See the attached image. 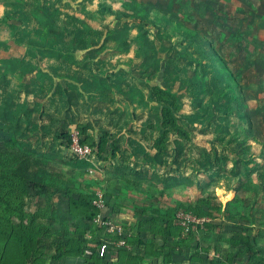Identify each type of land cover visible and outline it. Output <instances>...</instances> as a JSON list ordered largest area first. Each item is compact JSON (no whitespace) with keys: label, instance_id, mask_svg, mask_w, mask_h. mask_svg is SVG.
I'll return each mask as SVG.
<instances>
[{"label":"rangeland","instance_id":"rangeland-1","mask_svg":"<svg viewBox=\"0 0 264 264\" xmlns=\"http://www.w3.org/2000/svg\"><path fill=\"white\" fill-rule=\"evenodd\" d=\"M57 5L62 10L58 16L52 4H44V12L35 10L34 4H22L20 10L25 7L37 16L28 20L26 29L18 22L0 24V175L7 161L15 165L14 154L31 155L39 148L32 145L39 141L46 144L39 148L42 156L56 153L62 169L73 172L67 164V148H59L58 138L77 131L58 130L61 115L52 88L54 77L67 73L60 61L68 65L65 61L86 58L94 85L106 82L107 76L113 81L109 86L112 92L118 86L125 90L119 93L125 98L132 97L139 85L151 97L154 85L176 96V115L191 140L179 146V155L173 160L180 167L176 173L190 174L185 175L182 188H174L176 192L184 190L185 198L198 200L193 209L173 202L167 208L168 217L182 207L199 217L220 221L227 231L235 221L262 218L261 211H247L245 205L235 210L234 204L250 202L253 209L260 199L250 187L260 191L264 185V0H144L142 8L135 9L138 13L131 12L135 11L133 4L124 5L125 18H117L112 11L97 12L95 3L83 4L93 8L92 17L69 18L70 5ZM6 7L0 9H9ZM150 7L164 18L153 19ZM132 14L140 17H130ZM155 26L161 29L157 31ZM171 28L177 39L164 34V29ZM76 47H82L78 59L73 55ZM117 60L124 64L118 65L120 70L115 67ZM12 108L20 113L15 114ZM26 122L28 128L24 129ZM13 125L17 130L8 129ZM232 133L237 152L228 147ZM12 139L20 143H9ZM239 140L243 146L235 145ZM51 172L57 173V169ZM79 172L83 175H78L83 181L80 184H85L86 174L96 176L90 179L88 194L102 189L97 186L96 173ZM192 174L199 178L193 180ZM70 184L65 182V188L74 190ZM235 189L238 196L232 200L230 191ZM207 224L209 221L202 227Z\"/></svg>","mask_w":264,"mask_h":264},{"label":"crops","instance_id":"crops-1","mask_svg":"<svg viewBox=\"0 0 264 264\" xmlns=\"http://www.w3.org/2000/svg\"><path fill=\"white\" fill-rule=\"evenodd\" d=\"M142 1L144 0H0V8L9 6L6 7L9 9H0V24L18 22L19 27L24 29L30 18L37 17L30 15V11L25 7L20 10L22 4H34L35 10L40 12L46 11L44 4H52L54 9L57 7L54 11L57 16L59 12H62L57 4H69V18L77 19L92 17L89 13L93 12V8L83 6V4L95 3L97 12L112 11L117 18H125L122 16L124 5L133 4L134 10L141 9ZM157 1L150 0L153 3ZM150 9L153 19L164 18L161 12H158L159 10L151 7ZM64 12V16L67 17V12L65 10ZM131 12L138 13L139 11ZM43 17H46V14ZM130 17L138 18L140 15L132 14ZM158 27L155 26L156 29H154L157 31L161 29ZM171 29H164V34L168 36L174 34L177 39V32L174 28ZM74 49L73 55L78 59L82 53L79 52L82 47ZM118 61L115 67L124 65ZM65 62H68V65L62 61L59 63L67 73H60L59 76L54 77L52 88L56 98L54 103L59 107L57 113L61 115L58 130L61 132L69 129L76 130L80 125L92 124L97 128V133H106L117 140L118 151L114 157L109 158L113 151L112 145H109L108 161L101 162L94 154V158L89 159L93 168L82 170L92 171L98 175L97 186H101L102 189L92 191L102 190L101 192L106 195L108 208L105 210V216L124 227L130 226L140 232V244L134 245L131 251L123 249L129 251L130 255L120 259L125 264H264V185L260 191L253 186L250 187L253 196H259L260 199L253 209L250 202L234 204L235 210L243 209L245 205L247 211L254 209L261 211L262 218L260 219L247 218L245 223L235 221L231 224L229 231L220 227V221L207 219L206 222L209 221V224L205 228H208H203L204 224L203 227H194L186 235L170 237L165 244L159 237L149 232L150 227L176 226L173 220L166 219L167 208L173 202L193 209L194 203L198 200L190 198L189 200L183 196V194L186 195L184 190L176 192L174 188L175 186L182 188L185 175L190 174L189 172L176 173L180 167L173 161L179 155V146L184 143L177 141L176 148L171 151L159 152L155 149L154 142L161 135V132L154 128L159 124L158 109L152 103L153 96L146 94V89L139 85L138 91L134 90L132 97L125 98L121 96L125 90L121 92L118 86L113 87L112 92L109 86L113 81L110 83L109 78L106 79L107 76L103 78L107 80L106 82L100 81L94 85V77L90 69H87L88 60L86 58ZM118 68L120 70L122 67ZM114 71L117 74L118 70ZM113 78L121 79L120 76H113ZM15 109L12 108V112L20 113ZM42 124L46 130V122ZM26 127L28 128V122L24 124V129ZM8 129L17 130L14 125ZM58 140L60 141L59 148L65 147L62 139L58 138ZM9 143L17 145L20 142L12 139ZM36 145L32 147L46 146L41 141ZM23 146L28 145L24 143ZM39 148L33 150L31 155H12L16 161L13 162L15 165L8 166L11 174L23 179L24 186L22 202L17 203V206L21 208L16 210L12 221L17 226L33 231L37 237L29 259L24 264H120L118 260L123 255L122 249L110 250L103 260L96 257L84 258L82 254L77 257H66L60 253V247L73 238L77 230H86L89 226L86 221L68 215L65 182H71L70 186H74L76 194H88L87 187L92 184L90 179H95L93 177L96 176L86 174L85 184H80L83 182L78 178V175L83 176L79 172L81 170L70 166L68 167L73 172L63 170L62 162L56 153L42 156L43 151ZM53 151H56L55 147ZM65 154L71 158L68 149ZM9 155H6L7 159ZM55 163L58 165L56 166ZM53 168L57 169V173L51 172ZM190 176L194 177L193 180L199 178L194 174ZM74 180L77 185L73 184ZM79 184V188H75ZM42 185L44 187H41ZM203 193L197 192V194ZM237 193V189L230 191V196L233 195L232 200L237 199Z\"/></svg>","mask_w":264,"mask_h":264},{"label":"trees","instance_id":"trees-1","mask_svg":"<svg viewBox=\"0 0 264 264\" xmlns=\"http://www.w3.org/2000/svg\"><path fill=\"white\" fill-rule=\"evenodd\" d=\"M171 38H175V35L171 34ZM85 48L87 49L88 46H85ZM151 92L153 95L152 103L156 105L159 116V124L154 128L155 130L161 132L160 137L154 142L155 149L159 152H163L165 150L171 151L176 148L177 141L188 143L191 140L190 132L180 123L179 118L176 115V112L178 111L176 96L171 94L168 90L156 85L151 88ZM96 129L97 128L92 124H83L77 127L76 131L80 142L94 148L95 155L98 157L99 161L106 162L108 161L107 157L109 145H112L113 147V151L111 152L109 158L111 159L116 155L118 151L116 146L117 140L115 137L109 136L106 133L98 134ZM59 139H62L63 145L69 150V146L71 144V134H61ZM234 140L235 136L232 133L227 140L230 144L228 147L232 149L233 152H237L236 148L232 145ZM235 145L243 146V140H239ZM8 163L9 161H7V164L5 165V172H2L0 175V264H24V262L29 259L30 251L37 237L33 231L17 226L12 221L15 217L16 210L21 208V206H17V203L21 204L22 202V192L24 186L22 184L23 179L21 177L13 175L9 172ZM67 164L71 168L78 170L93 168V164L89 160H78L73 156ZM247 172L248 170L245 169L246 175ZM93 195L94 193L76 194L75 190L68 188L65 194L67 199L68 215L70 217L80 218L83 221H86L89 226L92 225V219L99 215V211L91 205ZM104 197L106 208H108L106 195H104ZM178 208L188 212L190 211L182 207ZM174 212L171 218L167 216L166 219L174 221ZM89 226L86 230H77L76 234L73 235V238L69 239L63 247H60V253L66 257H77L81 255L83 249L88 245L84 238L85 233H93L94 231L93 226ZM125 229L133 233L132 238L128 240L131 251L134 245L137 243L140 244V232L130 226H125ZM149 230L152 235L159 237L163 244H165L170 237L181 235V230L177 226H155L150 227ZM94 235H103L102 239L104 241L110 240L109 237L104 236V234L100 231L94 233ZM90 247L95 249V245L93 244H90ZM110 250L113 251L111 245L108 247L107 252ZM121 253L123 255L120 257L118 255V261L120 264H125L120 258L130 255L128 254L129 251L122 250ZM93 257L98 258L96 255Z\"/></svg>","mask_w":264,"mask_h":264},{"label":"built area","instance_id":"built-area-1","mask_svg":"<svg viewBox=\"0 0 264 264\" xmlns=\"http://www.w3.org/2000/svg\"><path fill=\"white\" fill-rule=\"evenodd\" d=\"M69 150L73 157L78 160H89L95 154L94 148L80 142L77 132L71 134ZM91 205L99 211V215L91 221L94 230L93 233H85L84 235L88 245L83 249L82 256L84 258H91L96 255L98 258L103 259L107 255L110 245L114 250H130L128 240L132 238L133 233L105 216V197L101 191L94 193L91 199ZM206 221V218L195 216L191 212L181 208H177L174 212L173 222L181 230V235L188 234L192 228L202 226ZM98 231L102 232L104 236L109 237L110 240L104 241L102 239L103 235H94ZM90 244L95 245V249L90 247Z\"/></svg>","mask_w":264,"mask_h":264}]
</instances>
